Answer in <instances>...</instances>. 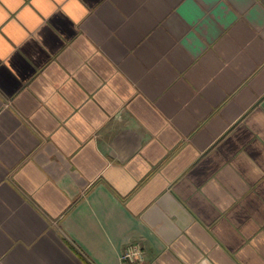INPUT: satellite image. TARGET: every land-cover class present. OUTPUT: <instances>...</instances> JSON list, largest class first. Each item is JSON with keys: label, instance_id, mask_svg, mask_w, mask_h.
I'll return each instance as SVG.
<instances>
[{"label": "crops", "instance_id": "1", "mask_svg": "<svg viewBox=\"0 0 264 264\" xmlns=\"http://www.w3.org/2000/svg\"><path fill=\"white\" fill-rule=\"evenodd\" d=\"M264 264V0H0V264Z\"/></svg>", "mask_w": 264, "mask_h": 264}, {"label": "built area", "instance_id": "2", "mask_svg": "<svg viewBox=\"0 0 264 264\" xmlns=\"http://www.w3.org/2000/svg\"><path fill=\"white\" fill-rule=\"evenodd\" d=\"M122 260L129 264H139L144 259V247L139 243H129L121 253Z\"/></svg>", "mask_w": 264, "mask_h": 264}]
</instances>
